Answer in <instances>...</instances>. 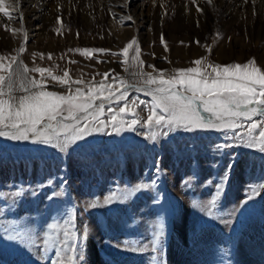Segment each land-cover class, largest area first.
<instances>
[{
    "label": "rangeland",
    "instance_id": "1",
    "mask_svg": "<svg viewBox=\"0 0 264 264\" xmlns=\"http://www.w3.org/2000/svg\"><path fill=\"white\" fill-rule=\"evenodd\" d=\"M50 1L55 3V0ZM147 1L138 0L137 4L147 5ZM134 3V0H127L126 6L118 2L116 10L111 8L118 23L115 28L132 29L130 38L124 40L116 35L114 28H110L106 21V9H94L95 17L92 19L89 16L88 21L73 22L69 15V19L58 20L56 24L48 22L52 38L43 43L28 38L25 22L19 15L15 23L19 24L20 30L14 31L13 37L6 35L7 42L0 46V57L4 58V63L10 62L12 57L20 60L21 67L26 66L28 69L29 79L41 80V73L33 71L36 67L49 69L52 76H63L66 71L72 82H83L74 83L72 91L81 87L85 94L92 87L100 88L99 81H107L113 89L122 91L124 84L115 80L114 76L120 77L125 84L142 86L144 77L139 75L141 67L144 73H152L156 77L158 70L172 73L176 69L190 67L203 69L208 64L243 65L255 58L256 66L264 71V63L260 60L264 57V38L253 37L245 27L236 26L224 31L221 23L231 25L234 22L232 17L220 20L219 24L214 22L207 36L201 38L205 26H202L198 12L192 15L185 10L181 19L176 20L177 10L175 17L170 18V29L178 35L179 27L183 24L187 26L185 30H193L192 36L169 38L166 31H161L162 26L157 25L158 19L151 21L154 31L152 37L146 34L141 36L148 26L140 27L136 12L133 11ZM203 4L210 6L206 1ZM176 9L179 8L174 7L171 13ZM122 15H131L133 19L124 21ZM256 15V11L253 12V19H257ZM5 25L0 24V38L1 32L6 29ZM14 37L17 41L21 39L18 46ZM133 38L140 49L138 60L133 59L132 50L127 58L111 55V52L120 53ZM195 46L200 49L193 55ZM85 48H104L109 51L85 55L82 53ZM223 49L227 55L220 58L218 52ZM198 59L201 60L200 66L194 63ZM44 76L47 91L68 93L66 86L55 83L47 73ZM20 79L18 70L15 78L17 89ZM15 95L24 93L17 90ZM127 98L129 101H143L135 106V116L125 117L141 121L135 132L125 131L116 135L109 129L108 133H96L63 154L51 145L0 137V229L18 231L24 241H8L6 234L0 230V237H4L0 239V264H53L56 245L63 238L64 230L70 229L79 242L80 232L85 226L88 230L86 244H78L85 249V264H92L89 259L90 243L95 246L100 264H150V246L149 251L143 253L126 251L123 250L122 242L139 240L141 244H148L152 231L157 230L154 225L160 223L159 217L163 218L167 229L164 237L166 264L256 263L255 256L258 253L264 256V187L259 189L260 195L246 206L240 208L239 203L247 198L249 185H264V153L258 148L244 146L228 148L223 155L214 152L216 144L236 142L231 131H177L165 137L160 134V129H149L144 123L152 97L139 88H130ZM122 106L123 102L112 104L111 107L116 110ZM129 107L133 106L130 104ZM109 110L106 104L104 112ZM103 118L108 119L107 116ZM141 133H147L149 137L155 134L157 140L152 141ZM233 155L236 164L228 187L218 200L214 216L209 217L196 208L193 202L204 204L211 199L216 178L223 174ZM158 158L162 172L157 186L138 192L124 204L86 207L90 204L102 205L114 188L119 194L125 191V185L130 189L141 180L150 182ZM213 164L217 167H213ZM60 175L67 180V185L61 191V181H55L53 187L58 196L53 200L46 199L53 187H45L35 197L25 192L14 202L11 194L16 190V185H36ZM208 180L212 181L211 185L205 184ZM157 193L159 205H154L152 200ZM116 244H121V248L113 246Z\"/></svg>",
    "mask_w": 264,
    "mask_h": 264
},
{
    "label": "snow or ice",
    "instance_id": "2",
    "mask_svg": "<svg viewBox=\"0 0 264 264\" xmlns=\"http://www.w3.org/2000/svg\"><path fill=\"white\" fill-rule=\"evenodd\" d=\"M191 2L196 6L198 12L203 11L196 0H191ZM206 2L212 3V0H206ZM247 2L248 0H245V3ZM252 2L255 5L256 0H252ZM18 4L19 0H0V13L9 22L14 19L13 12H18L22 19L23 13ZM127 19L132 20L133 18L129 15ZM161 40L163 41V36H161ZM137 43V40L133 38L120 53L111 52V55H122L127 58L129 51L132 50L133 59L138 60L140 49L136 46ZM20 51L23 52L24 49L21 48ZM108 51L104 48H85L82 53L87 55L90 52L105 53ZM41 58H43L42 55ZM3 61L4 58L0 57V137L13 141H31L33 144L51 145L63 154L70 147L79 145L96 133H108L109 129L112 134L116 135L125 131L135 132L138 124L141 123L135 118L130 120L125 118L130 115L135 116V106L143 103L139 100L129 101L127 98L129 89L136 88V84H125L120 77L114 76L115 80L124 84L122 91L113 89L107 81H99L101 87H92L87 94L81 87H76L73 92V84L83 82H72L66 71L63 76H52L49 69L36 67L33 71L41 73V80H35L28 78L27 67H21V62L16 57H12L8 63ZM140 63L142 65L143 62ZM194 63L200 66L201 60L198 59ZM209 68L211 71H208ZM18 70L21 77L19 89L15 87ZM44 73L51 76L52 80L60 86H66L69 89L68 93L47 91ZM103 75L107 76L108 73ZM139 75L144 77L139 90L147 92L152 97V103L147 106L149 114L144 122L147 128H158L161 130L160 134L165 137L169 133L177 131L189 133L198 130H215L225 133L231 131L236 142L234 144H216L214 152L223 155L228 148L244 146L258 148L261 153H264V71L256 66L255 58L248 60L243 65L216 64L213 66L208 64L203 69L190 67L176 69L172 73H168L167 70H158L156 77L152 73H144L141 67ZM25 82L27 86H25ZM117 89H119V85H117ZM17 90L23 92L24 95L16 96ZM105 92L107 95H104ZM121 102H123L122 107L112 110V104L119 105ZM106 104L110 110L105 113ZM130 104L133 107H129ZM105 116L108 119H104ZM141 135L152 141L157 140L155 134L150 137L147 133H141ZM235 164L236 157L230 156L223 174L216 178L215 192L210 200L204 204L193 202L194 206L207 216H214V209L217 207L219 198L225 194ZM213 167H217V165L213 164ZM161 172L160 159L158 158L153 167V178L150 182L141 180L132 185L130 189L125 185V191L119 194L114 188L107 194L102 205L90 204L86 207H110L114 204H124L138 192L147 191L157 186ZM57 179L61 181V191H64L67 180L63 175H60L50 177L36 185L28 184L27 187L23 184L16 185V190L11 196L14 202L25 192H30L35 197L45 187H53ZM205 184L211 185L212 181H205ZM248 187L250 190L246 193L247 198L240 201V208L256 199L260 195L259 189L264 185H249ZM65 194L67 193L65 192ZM57 196L58 192L53 187V191L48 194L46 199L51 201ZM152 203L159 205L158 193ZM158 220L160 223L158 226L154 225L157 230L152 231V238L148 244H141L139 240H126L122 242L123 250L143 253L149 251L150 246L152 252L150 264H166L164 237L167 229L163 218L159 217ZM225 223L230 222L226 221ZM0 230L6 234L8 241L24 243L18 231L7 228ZM87 236L86 226L80 232L79 242L70 229H65L63 238L57 242L56 259L53 264H85V249L79 247L78 244H86ZM3 238L0 237V239ZM113 246L117 249L121 248V244Z\"/></svg>",
    "mask_w": 264,
    "mask_h": 264
},
{
    "label": "bare ground",
    "instance_id": "3",
    "mask_svg": "<svg viewBox=\"0 0 264 264\" xmlns=\"http://www.w3.org/2000/svg\"><path fill=\"white\" fill-rule=\"evenodd\" d=\"M31 1L33 2L30 3ZM40 1L43 0H19L18 7L20 11L23 13L22 20L25 22L26 30H28L29 39L35 38V40L43 43L47 39L52 38L50 36V33L52 31L48 29V24H49L48 22H52L53 24H56L58 20L69 19L68 17L69 15H71L73 22L88 21L89 16L91 18L94 16L95 14L94 9L96 10L106 9L108 11L106 21L108 20L110 28L112 27L116 30L117 32L116 35L119 38H122L123 40L128 37L130 38V35L132 33V29L128 27L115 28L118 25V23L116 22V18H115L116 16L114 15L115 12L111 11L112 10L111 8L115 10L117 9L118 2L124 3V5L126 6L127 0H55V3L50 0H44L42 3H39ZM134 1L135 3H134L133 11L136 12L137 22H139V25L142 28L148 26V30L145 33L144 32L141 33V36L146 34L149 37H152L154 31H152L151 29L152 27L151 21L155 19H158L157 25L162 26L161 31L162 32L166 31V34L169 36V38H176L178 36L179 38L182 36L188 37V35L192 36L194 34V33L191 34V32L193 31L192 29L185 30L184 28L185 27L187 28V26H183V24L181 27H179V30L177 32L178 35H175L173 33L175 30L173 31V29H170L171 28L170 18L173 19V17H175V13L177 10L179 11H177L178 13H176L177 14L176 20L181 19V15H183V12L185 10L191 12L192 15H194L195 13L197 14L198 11L196 10V6L192 4L191 0H155V2H153V0H149L147 1L148 6L145 5V3L137 4L138 0H134ZM204 1L196 0L199 7L203 9L202 14L198 12V15H200V17L202 18L201 21L203 24L202 26H205V29L201 31V34L197 33L196 35L200 34L201 38H205L208 32H210L209 30L211 29L214 22L219 24L220 20H223L224 18L229 16L234 19V22L231 23V25L229 26H227L228 24L226 23H221L223 24L222 26L224 31H228L230 28L236 26L238 28L245 27L247 28L246 31L251 33L253 37H257L258 39L264 38V21H263L264 14H261L264 12V0H256L255 5H253L252 0H248L247 3H245V0H212L210 6L209 4L208 6H204L203 4ZM174 7H178L179 9H176L175 12L171 13ZM242 8H243V12L241 11ZM139 10H141L140 14L138 13ZM254 10L257 13L256 15L257 19L256 18L253 19L252 17L253 12H255ZM234 11L237 12L235 13ZM239 12L240 13L242 12V14H237ZM13 16L14 19L11 22H9L7 18L3 17V14L0 13V24L4 25L6 23L5 25L6 29H3V31L1 32L2 36L0 38V43L1 42L2 43L0 44V46L2 44H5V42H7L6 35H10L9 37H13L14 35L13 32L20 30L19 24L15 23L16 18L18 19L19 17V13L13 12ZM122 17L124 18L123 20L125 21L128 16L122 15ZM167 20L169 21V23H167ZM180 22H182V20ZM149 23L150 26L148 25ZM10 29L13 30L10 31ZM157 31L159 33L160 30L157 29ZM17 35L19 36V34ZM17 35L15 36L16 38ZM15 39L14 42L17 43L16 46H18L21 39L19 41ZM199 49H200L199 46L193 47V51H194L193 55L197 54ZM225 51L226 50L223 49L218 52L220 58L224 56ZM260 60L264 63V57H261ZM21 66H22V62H21ZM95 250H96L95 246H93V244L90 243V251H89V259L91 260L90 262L92 264H100ZM258 254L257 255L255 254L256 263L250 262V264L253 263L262 264V262L264 261V256Z\"/></svg>",
    "mask_w": 264,
    "mask_h": 264
},
{
    "label": "water",
    "instance_id": "4",
    "mask_svg": "<svg viewBox=\"0 0 264 264\" xmlns=\"http://www.w3.org/2000/svg\"><path fill=\"white\" fill-rule=\"evenodd\" d=\"M141 86V85H140ZM140 86L139 85H137V88H140ZM152 87H155V86H152ZM97 103H99V101H97Z\"/></svg>",
    "mask_w": 264,
    "mask_h": 264
}]
</instances>
